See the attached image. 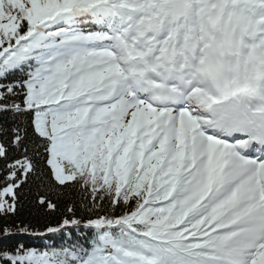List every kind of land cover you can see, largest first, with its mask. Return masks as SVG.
Segmentation results:
<instances>
[{"label": "snow or ice", "instance_id": "6c2138e0", "mask_svg": "<svg viewBox=\"0 0 264 264\" xmlns=\"http://www.w3.org/2000/svg\"><path fill=\"white\" fill-rule=\"evenodd\" d=\"M0 264H264V0H0Z\"/></svg>", "mask_w": 264, "mask_h": 264}]
</instances>
